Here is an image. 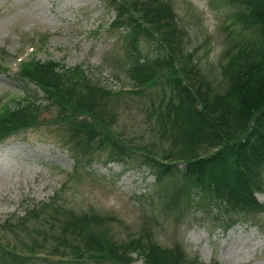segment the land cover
Masks as SVG:
<instances>
[{"label":"rangeland","instance_id":"obj_1","mask_svg":"<svg viewBox=\"0 0 264 264\" xmlns=\"http://www.w3.org/2000/svg\"><path fill=\"white\" fill-rule=\"evenodd\" d=\"M240 3L0 0V102L21 98L0 117L12 131L0 142V264H264V153L241 164L224 154L204 183L191 172L213 141L229 144L243 137L238 123L262 119L257 97L226 93L264 50V0L252 3L255 23L238 20L249 18ZM119 16L140 27L118 25ZM145 72L155 75L151 89L111 96ZM193 121L204 140L188 149L181 136L197 132ZM146 139L156 156L190 151L196 160L134 155ZM117 148L129 155L107 163ZM99 248L104 258L50 256Z\"/></svg>","mask_w":264,"mask_h":264},{"label":"trees","instance_id":"obj_2","mask_svg":"<svg viewBox=\"0 0 264 264\" xmlns=\"http://www.w3.org/2000/svg\"><path fill=\"white\" fill-rule=\"evenodd\" d=\"M253 1L254 0H246V5H245L249 17L247 18L245 16V18L247 21H250V23L252 22L255 23V16H253V9H254L252 5ZM255 10H259V9L256 8ZM256 16H258L257 13ZM261 28L263 30L264 26H261ZM252 63L253 64L250 65L249 67L246 65L243 70L233 75L230 82L231 85L229 89L226 91V93H229L231 91L235 92V94L232 95V97H235L233 100L237 102H241L242 100H245V103H247V101H249L248 98L252 99L254 97H257L256 99L257 104L254 105L252 109L258 111L264 109V50L261 52L260 56L256 58L255 61ZM228 68L229 67L227 65L225 70L226 72L228 71V74H230ZM196 91L197 92H195L194 95L196 93L197 94L201 93V91L199 90ZM242 92L244 94L243 96L241 94ZM202 111L203 109L202 110L199 109L196 112L197 118H200ZM260 115L262 119L255 118L253 120L254 123L248 124L249 126L252 125L253 126L252 128L246 127L247 123L244 125L242 124V122H240V124L239 123L237 124L238 127L237 130L238 132L241 133L243 137L238 135V137L236 136V138L233 141H231V143L220 144L218 147L215 141H213L210 144V146H214L215 150L211 154L205 157L198 158V160L195 161L196 166L194 170L191 171L195 175L197 180L199 179L201 181L205 174V171H208L210 168H216V169L219 168L223 162L222 157L224 156V154H228L227 157L233 158L235 161H237V164H241L242 162L247 161L249 153H251L252 155L251 158L253 159L259 158L258 155L259 153H264V145L259 144L263 141V136H264V111ZM221 124L222 123L220 121H217L215 126L221 130L223 129L220 128ZM199 128L200 125L197 124V127L195 128L197 129L196 139L190 142L192 145H198L200 140L202 141L204 140L203 133ZM210 138L211 137L209 135L208 139ZM214 188L217 191L221 190V187L216 183H214ZM230 201L236 202V199L234 197H230Z\"/></svg>","mask_w":264,"mask_h":264}]
</instances>
